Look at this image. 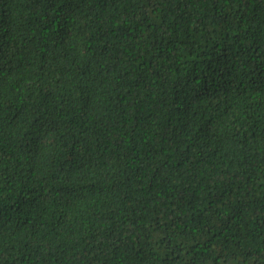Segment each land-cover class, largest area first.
I'll list each match as a JSON object with an SVG mask.
<instances>
[{
    "label": "trees",
    "instance_id": "trees-1",
    "mask_svg": "<svg viewBox=\"0 0 264 264\" xmlns=\"http://www.w3.org/2000/svg\"><path fill=\"white\" fill-rule=\"evenodd\" d=\"M0 264H264V0H0Z\"/></svg>",
    "mask_w": 264,
    "mask_h": 264
}]
</instances>
